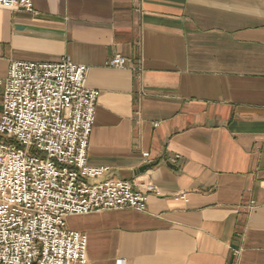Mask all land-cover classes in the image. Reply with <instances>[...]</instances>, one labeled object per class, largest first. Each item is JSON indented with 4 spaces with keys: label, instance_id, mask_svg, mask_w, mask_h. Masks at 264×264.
Segmentation results:
<instances>
[{
    "label": "crops",
    "instance_id": "0c3cea01",
    "mask_svg": "<svg viewBox=\"0 0 264 264\" xmlns=\"http://www.w3.org/2000/svg\"><path fill=\"white\" fill-rule=\"evenodd\" d=\"M33 7L0 9V79L11 61L87 67L95 181L156 189L145 212L67 218L90 264H264V0Z\"/></svg>",
    "mask_w": 264,
    "mask_h": 264
},
{
    "label": "built area",
    "instance_id": "2783aa9c",
    "mask_svg": "<svg viewBox=\"0 0 264 264\" xmlns=\"http://www.w3.org/2000/svg\"><path fill=\"white\" fill-rule=\"evenodd\" d=\"M0 9L35 14L33 0H0ZM126 63L117 56L110 65ZM88 72L66 59L11 61L0 79V264H90L88 238L69 230L67 218L145 212L146 193L156 192L129 181L90 183L109 169L87 162L101 95L86 86Z\"/></svg>",
    "mask_w": 264,
    "mask_h": 264
},
{
    "label": "water",
    "instance_id": "95a60500",
    "mask_svg": "<svg viewBox=\"0 0 264 264\" xmlns=\"http://www.w3.org/2000/svg\"><path fill=\"white\" fill-rule=\"evenodd\" d=\"M149 168H150V166H145L142 169H140V172L143 173V172H145Z\"/></svg>",
    "mask_w": 264,
    "mask_h": 264
},
{
    "label": "rangeland",
    "instance_id": "374dc122",
    "mask_svg": "<svg viewBox=\"0 0 264 264\" xmlns=\"http://www.w3.org/2000/svg\"><path fill=\"white\" fill-rule=\"evenodd\" d=\"M98 181H90V183H97Z\"/></svg>",
    "mask_w": 264,
    "mask_h": 264
}]
</instances>
